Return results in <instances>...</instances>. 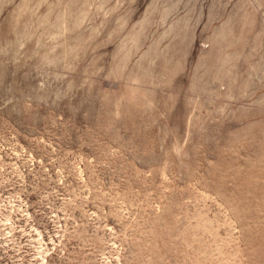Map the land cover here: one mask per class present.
<instances>
[{
    "label": "rangeland",
    "instance_id": "obj_1",
    "mask_svg": "<svg viewBox=\"0 0 264 264\" xmlns=\"http://www.w3.org/2000/svg\"><path fill=\"white\" fill-rule=\"evenodd\" d=\"M0 264H264V0H0Z\"/></svg>",
    "mask_w": 264,
    "mask_h": 264
}]
</instances>
